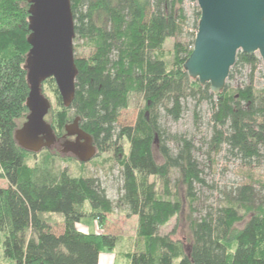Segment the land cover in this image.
Instances as JSON below:
<instances>
[{"label": "trees", "instance_id": "trees-1", "mask_svg": "<svg viewBox=\"0 0 264 264\" xmlns=\"http://www.w3.org/2000/svg\"><path fill=\"white\" fill-rule=\"evenodd\" d=\"M74 20V42L89 50L78 53L73 45L78 71L75 95L64 107L53 78L59 111L51 123L55 136L78 118L89 134L96 155L111 152L121 169L118 202L127 216H136L137 236L128 264H264V185L237 187L224 206L199 220L189 218V237L184 241L160 235L159 229L178 217L181 197L165 189L159 197L150 177L167 188L176 170L185 186V200L195 201L194 184L203 183L193 157L191 141L171 135L178 145L173 154L162 136V115L178 121L188 98L211 106L214 124L212 145L226 144L245 164L264 165V87L256 89L255 72L262 62L257 54L238 52L228 80L247 69L245 83L231 92L213 94L188 76L189 58L200 12L188 43L175 41L169 67L159 57L169 38L178 39L188 27L184 0H70ZM28 8L24 0H0V233L2 252L10 264H98L100 254L112 252L117 237L84 233L77 228L83 219L103 223L114 211V203L96 177L71 176L67 170L30 167L28 154L14 139L28 110L29 87L24 63L27 43ZM143 106L132 126L118 127L121 111L132 96ZM227 127L224 135L217 127ZM122 141L128 144L124 154ZM159 144L162 161L153 149ZM72 156V155H71ZM74 157V156H73ZM94 157V158H95ZM75 158V157H74ZM76 159V158H75ZM77 160V159H76ZM78 161V160H77ZM79 162V161H78ZM81 163V162H79ZM86 164V163H81ZM63 218L60 234L52 232L42 215Z\"/></svg>", "mask_w": 264, "mask_h": 264}, {"label": "rangeland", "instance_id": "rangeland-1", "mask_svg": "<svg viewBox=\"0 0 264 264\" xmlns=\"http://www.w3.org/2000/svg\"><path fill=\"white\" fill-rule=\"evenodd\" d=\"M184 9L188 17V27L184 34L178 39L169 38L166 40L159 54L170 67L173 61L174 43L181 41L188 43L191 40V34L194 32L196 18L195 12L198 9L195 0H184ZM78 46V53L88 55L89 50L80 47L81 42H74ZM248 70L245 69L242 74L236 73L235 76L226 81L228 91L245 83ZM254 85L256 89L264 87V68L263 65L258 67L255 72ZM52 84L43 86V94L50 101L51 112L46 118L51 123L53 115L59 111L56 94ZM184 111L178 121H172L164 115L160 118V127L162 136L166 140L167 146L173 154H176L178 145L171 139V135H179L191 141L193 145V157L197 162L201 172L200 176L203 183H195L194 193L195 201L191 205L185 200V186L181 183L176 170H173L169 176L167 188L160 179L150 177L149 183L154 184V189L162 198L166 197L165 189L172 195L181 197L183 209L178 217L170 220L164 227L159 229L160 235H168L173 240H185L189 237V218L199 220L208 212H213L221 206H224L226 200L232 192L244 184L253 185L256 190L260 185H264V165L245 164L238 156L231 152L226 144H221L218 148L212 145L214 133V124L211 120V106L207 102L197 104L193 99L188 98L184 101ZM143 102L141 97L132 96L129 107L120 112L117 126H132L137 117L138 111L142 108ZM225 135L227 127H217ZM124 154L128 153V144L122 141ZM158 141L153 149V154L157 162H161L159 154ZM60 147L55 150H44L37 154H28L26 162L30 167H49L55 171L67 170L71 176L96 177L105 189L107 196L114 203V211L106 216L103 223L98 220L83 219L77 224L78 230L85 233L110 234L117 237V245L112 252L101 253L100 264H128L127 253L134 249L137 236L138 220L136 216H127V209L118 202L121 181V169L119 168L116 158L111 152L97 155L86 164L79 163L73 156L62 154ZM0 187L6 188L5 180L0 179ZM42 217L50 223L52 232L60 234L63 230L61 215L45 214ZM3 234L0 233V264H10L3 256L2 252ZM176 264V262H175Z\"/></svg>", "mask_w": 264, "mask_h": 264}, {"label": "water", "instance_id": "water-1", "mask_svg": "<svg viewBox=\"0 0 264 264\" xmlns=\"http://www.w3.org/2000/svg\"><path fill=\"white\" fill-rule=\"evenodd\" d=\"M28 3L25 63L29 87L26 99L28 114L14 132L16 143L25 151L37 153L56 142L46 122L51 104L42 84L53 78L64 107L75 95L78 74L73 51L74 20L70 0H24ZM200 12L192 52L184 64L189 77L201 86L209 85L217 94L224 90L238 52L257 54L264 68V0H195ZM78 118L65 126L66 140L61 153L79 162L91 161L96 150L92 138L78 124Z\"/></svg>", "mask_w": 264, "mask_h": 264}, {"label": "flooded vegetation", "instance_id": "flooded-vegetation-1", "mask_svg": "<svg viewBox=\"0 0 264 264\" xmlns=\"http://www.w3.org/2000/svg\"><path fill=\"white\" fill-rule=\"evenodd\" d=\"M56 139L57 140H56L55 144L52 146L54 149H57L58 147L62 148L63 142H65L66 140L74 141L75 137L74 136L68 137L64 133L62 135H56Z\"/></svg>", "mask_w": 264, "mask_h": 264}, {"label": "crops", "instance_id": "crops-1", "mask_svg": "<svg viewBox=\"0 0 264 264\" xmlns=\"http://www.w3.org/2000/svg\"><path fill=\"white\" fill-rule=\"evenodd\" d=\"M103 256H104V255H103ZM103 256H101V254H100V257H99V262H98V264H100V262H101V261H100V259H101V257H103Z\"/></svg>", "mask_w": 264, "mask_h": 264}, {"label": "built area", "instance_id": "built-area-1", "mask_svg": "<svg viewBox=\"0 0 264 264\" xmlns=\"http://www.w3.org/2000/svg\"><path fill=\"white\" fill-rule=\"evenodd\" d=\"M195 33H196V31H195ZM81 231V230H80ZM83 232V231H82ZM85 233V232H84Z\"/></svg>", "mask_w": 264, "mask_h": 264}]
</instances>
